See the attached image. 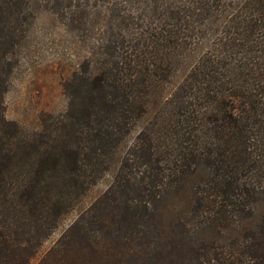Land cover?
I'll return each instance as SVG.
<instances>
[{
	"label": "trees",
	"instance_id": "trees-1",
	"mask_svg": "<svg viewBox=\"0 0 264 264\" xmlns=\"http://www.w3.org/2000/svg\"><path fill=\"white\" fill-rule=\"evenodd\" d=\"M35 1L0 0V264L113 169L37 264H264V0H130L99 31L90 0H51L92 39L67 108L27 129L4 95Z\"/></svg>",
	"mask_w": 264,
	"mask_h": 264
},
{
	"label": "rangeland",
	"instance_id": "rangeland-1",
	"mask_svg": "<svg viewBox=\"0 0 264 264\" xmlns=\"http://www.w3.org/2000/svg\"><path fill=\"white\" fill-rule=\"evenodd\" d=\"M34 4V16L30 18L28 29L21 39L17 51L18 62L4 95L6 116L17 120L27 129L39 126L44 112L58 113L67 108L70 91L65 83L77 68L85 67L84 59L89 52L93 22L96 30H107L108 17L114 6H118L124 14L131 15L134 11L136 15L138 12L137 3L130 0H90L87 9L93 11V22L77 26L55 1L36 0ZM130 20L131 25H135V20ZM185 69L183 67L178 72L176 80ZM141 123L124 139L120 151L130 144ZM113 172L114 169L107 172L87 191L78 205L63 217L58 227L44 240L28 264L38 263L78 213L108 187Z\"/></svg>",
	"mask_w": 264,
	"mask_h": 264
}]
</instances>
